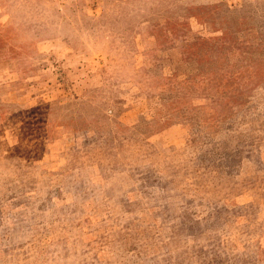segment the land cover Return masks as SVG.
Instances as JSON below:
<instances>
[{"label":"rangeland","instance_id":"rangeland-1","mask_svg":"<svg viewBox=\"0 0 264 264\" xmlns=\"http://www.w3.org/2000/svg\"><path fill=\"white\" fill-rule=\"evenodd\" d=\"M0 264H264V0H0Z\"/></svg>","mask_w":264,"mask_h":264}]
</instances>
